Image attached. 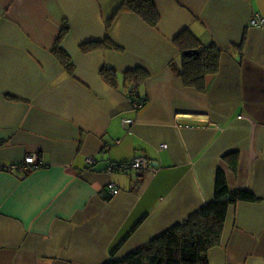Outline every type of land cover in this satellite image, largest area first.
<instances>
[{"label":"crops","instance_id":"1","mask_svg":"<svg viewBox=\"0 0 264 264\" xmlns=\"http://www.w3.org/2000/svg\"><path fill=\"white\" fill-rule=\"evenodd\" d=\"M121 1L0 0V264L120 260L210 203L219 171L257 200L228 207L208 264H264V0H154V27ZM185 29L219 50L203 89L178 73ZM29 152L42 166L10 171Z\"/></svg>","mask_w":264,"mask_h":264},{"label":"trees","instance_id":"2","mask_svg":"<svg viewBox=\"0 0 264 264\" xmlns=\"http://www.w3.org/2000/svg\"><path fill=\"white\" fill-rule=\"evenodd\" d=\"M155 6L154 0H122L114 13L122 9L130 10L154 27L160 16ZM173 43L183 54L186 50L190 51L188 54H181L183 64L178 71L181 79L185 84L203 89L205 77L217 71L219 50L211 43L207 46L199 45L196 37L187 29L178 34ZM98 44L100 43L90 42L79 47L82 51H86ZM51 48L61 64L71 70L72 64L61 47L59 39ZM103 74L109 82L113 80L108 70L103 71ZM130 76L132 79L129 81H134L136 84V77L139 74L136 71L130 72L127 77L130 78ZM128 93L130 97L139 98L142 106L146 103V98H141L136 93V87H132ZM214 187L213 200L192 215L190 214L186 221L175 224L120 260L112 254L102 264H208L207 252L221 241L223 222L228 207L238 201L257 200L248 190L230 191L221 171L217 173Z\"/></svg>","mask_w":264,"mask_h":264},{"label":"built area","instance_id":"3","mask_svg":"<svg viewBox=\"0 0 264 264\" xmlns=\"http://www.w3.org/2000/svg\"><path fill=\"white\" fill-rule=\"evenodd\" d=\"M250 26L254 27H264V17L262 15H259L256 13L250 18L249 21ZM130 105H132L133 108L137 109L142 107V102L140 101L139 98L137 97H130ZM123 123H129L131 120L130 119H122ZM119 140H116V142ZM161 147H166L165 144H162ZM38 154L35 152H29L27 153L22 160H18V162L10 164L8 167L11 170H22V169H37L42 166L41 160L38 158ZM95 162V158L93 156H89L87 158V163L88 165H91ZM148 162L145 158L143 157H136L133 158L132 160L123 161L119 163H112L109 166H107L106 171L111 172V171H121V172H139L142 169L148 168ZM108 191L111 194H115L117 192L116 185L114 183L108 184Z\"/></svg>","mask_w":264,"mask_h":264},{"label":"water","instance_id":"4","mask_svg":"<svg viewBox=\"0 0 264 264\" xmlns=\"http://www.w3.org/2000/svg\"><path fill=\"white\" fill-rule=\"evenodd\" d=\"M195 53L197 52V50L196 51H194ZM188 53H190V51L189 50H186L185 52H184V54H188Z\"/></svg>","mask_w":264,"mask_h":264}]
</instances>
